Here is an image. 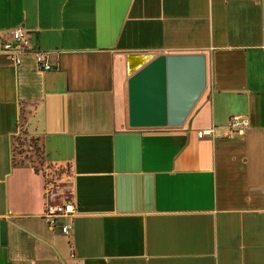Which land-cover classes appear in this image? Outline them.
I'll return each mask as SVG.
<instances>
[{"label": "crops", "instance_id": "1", "mask_svg": "<svg viewBox=\"0 0 264 264\" xmlns=\"http://www.w3.org/2000/svg\"><path fill=\"white\" fill-rule=\"evenodd\" d=\"M16 29L20 63L0 54V264H264V0H0V40ZM196 53L206 88L184 123L130 128V73ZM18 122L68 171L70 237L43 219L42 174L13 162Z\"/></svg>", "mask_w": 264, "mask_h": 264}, {"label": "water", "instance_id": "2", "mask_svg": "<svg viewBox=\"0 0 264 264\" xmlns=\"http://www.w3.org/2000/svg\"><path fill=\"white\" fill-rule=\"evenodd\" d=\"M205 88L204 54L151 56L127 80L128 125L180 127Z\"/></svg>", "mask_w": 264, "mask_h": 264}, {"label": "built area", "instance_id": "3", "mask_svg": "<svg viewBox=\"0 0 264 264\" xmlns=\"http://www.w3.org/2000/svg\"><path fill=\"white\" fill-rule=\"evenodd\" d=\"M14 43V44H13ZM28 46L27 37L23 34L21 29H16L12 35L11 40H0V54L6 57L13 65H18L20 63V57L26 52ZM34 57L38 64V69L40 71H50L53 67L43 60L42 54L40 52L34 51ZM229 129L231 132L236 134H241L243 127L246 125V120L240 117H232L229 122ZM23 127L20 122L16 126V131L13 138L22 137ZM13 150V147H12ZM13 153V152H12ZM50 166V165H46ZM53 168L62 169L65 167L51 166ZM46 172V169L43 170ZM41 174L43 172L38 171ZM45 181V191H44V207H43V219L48 225H53L57 218H63L65 221L61 227V233L64 237H70L72 233V217L75 215L77 208L73 201L70 199H62L61 201L54 202L51 199L54 198L52 192V185L46 183L45 176L42 174Z\"/></svg>", "mask_w": 264, "mask_h": 264}, {"label": "rangeland", "instance_id": "4", "mask_svg": "<svg viewBox=\"0 0 264 264\" xmlns=\"http://www.w3.org/2000/svg\"><path fill=\"white\" fill-rule=\"evenodd\" d=\"M23 137L26 136H22L20 138ZM12 144L14 147L13 149L14 158L17 162L23 161L25 163H28L37 171L43 172L42 174L45 176L46 183L52 185L54 202L61 201L62 199H69L70 190H69V180L67 177L68 171L66 168L58 169V168H53L51 166L46 167V165H44L43 162H40L39 158L35 156V152L33 150L32 144L27 141H25V144L22 146L16 145L15 141H13ZM19 150H22L23 152L20 153ZM44 169H46V172L43 171Z\"/></svg>", "mask_w": 264, "mask_h": 264}, {"label": "trees", "instance_id": "5", "mask_svg": "<svg viewBox=\"0 0 264 264\" xmlns=\"http://www.w3.org/2000/svg\"><path fill=\"white\" fill-rule=\"evenodd\" d=\"M23 136H25V133L23 132ZM28 139V140H27ZM13 141H15L16 142V145H18V146H22V145H24L25 144V141H27V142H29V143H31L32 144V146H33V150H34V152H35V156L37 157V158H39V161L40 162H43V158H42V154H41V148L39 147V145L37 144V140L36 139H34V138H27V137H23V138H20V137H16V138H13ZM12 147H13V144H12ZM13 149H14V147H13ZM19 152L21 153V152H23L22 150H19ZM13 156H14V151H13ZM13 162L14 163H17V164H19V165H22L24 162L23 161H16L15 160V158L13 157ZM35 169V168H34ZM36 170V169H35ZM37 171V170H36Z\"/></svg>", "mask_w": 264, "mask_h": 264}]
</instances>
